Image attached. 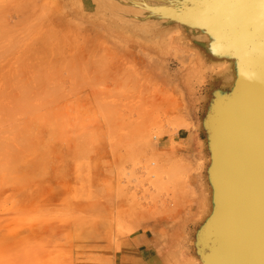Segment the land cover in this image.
Here are the masks:
<instances>
[{
    "label": "rangeland",
    "instance_id": "rangeland-1",
    "mask_svg": "<svg viewBox=\"0 0 264 264\" xmlns=\"http://www.w3.org/2000/svg\"><path fill=\"white\" fill-rule=\"evenodd\" d=\"M77 3L0 0V264H154L201 211L197 56Z\"/></svg>",
    "mask_w": 264,
    "mask_h": 264
},
{
    "label": "water",
    "instance_id": "water-1",
    "mask_svg": "<svg viewBox=\"0 0 264 264\" xmlns=\"http://www.w3.org/2000/svg\"><path fill=\"white\" fill-rule=\"evenodd\" d=\"M177 1H170L169 9H150L175 23L165 22L145 34L98 0H77L95 21L116 32L124 30L152 46L151 36H165L167 43L195 52L206 68L220 58L215 64L220 74L211 81L208 77L205 84L203 75V82L194 87L202 88L197 95L201 116L196 141L205 161L203 201L199 215L181 229L175 244L192 257L190 264H264V0ZM204 10L209 12L206 17L226 25L227 46L222 49L212 45L205 52L186 34V23H208L205 16L195 19V13ZM177 28L185 35L176 37ZM256 88H263L260 97ZM166 253L154 264H176L164 262Z\"/></svg>",
    "mask_w": 264,
    "mask_h": 264
},
{
    "label": "bare ground",
    "instance_id": "bare-ground-1",
    "mask_svg": "<svg viewBox=\"0 0 264 264\" xmlns=\"http://www.w3.org/2000/svg\"><path fill=\"white\" fill-rule=\"evenodd\" d=\"M170 1L172 0H98V4L101 5L103 8H105L106 10L108 11H113L115 13H118L119 16L123 19H127L129 20V23L132 22L133 23V27L134 28H137V30H140L141 32L145 33V34H149L148 32L152 30H155L156 28H160L161 25H163L165 22L168 23V22H172V23H175L173 21L175 20H169V16L165 15L164 13H159V11L157 12H150V9L153 8V10L157 9V10H164V8H166L164 5L167 6V8L169 9L168 5H170ZM179 1H182L184 2L185 4L188 2L186 0H179ZM177 1V3L179 2ZM193 1V0H192ZM197 2H200V0H196ZM73 3V2H72ZM66 4V3H65ZM78 4V3H77ZM150 6H153V7H150ZM149 8V9H148ZM82 9V8H81ZM206 11V10H204ZM204 11H201L199 12V14L195 13L196 17L195 19H199L201 20L200 18H203L204 16L206 17L207 15H209V12H204ZM204 12V13H203ZM86 14V13H85ZM206 14V15H205ZM208 18L206 20V25H204L205 23L202 22V21H196V22H189V23H186L187 26L185 27L186 28V34L188 35V37L190 36V38H195L197 42H199L200 44H202V47H203V51L207 52L209 51V48L213 45L214 47H218L220 49H222V46L225 44V46H227V38H226V35H227V32L228 30H225L224 29L226 28V25L225 24H222V22L218 21L217 19L215 18H212L211 20V17H206ZM205 18H203L204 20ZM95 20V19H94ZM211 21V22H210ZM179 22V21H178ZM180 23V22H179ZM96 24V23H94ZM101 25V24H100ZM103 26V25H102ZM180 26V24H179ZM182 26V25H181ZM105 28V26H103ZM183 27V26H182ZM107 29L111 30V32H115L113 31L112 29H110L109 27L106 26ZM183 28V29H185ZM181 28H177L176 30H174L175 32V36H184L185 35V32L181 29ZM117 30V29H116ZM108 31V30H107ZM118 33L120 34L119 36L124 38L126 41H130L132 43H138V44H141L143 46H147V47H150L151 49L153 50H159V51H165L170 47V43H167L166 42V38L164 39L163 37L165 36H151L153 37V43L156 45V46H152V45H149L147 44L148 42H143L144 40L141 41L138 40L136 37L135 38H131L132 35L128 34L127 32H125L124 30H117ZM224 33V34H223ZM130 35V36H129ZM120 37H119V40H120ZM134 37V36H133ZM158 37V38H156ZM156 38V39H154ZM185 38V37H184ZM125 41V43H126ZM147 41H150L152 42L151 40H147ZM117 42V41H116ZM119 44V43H118ZM176 44V43H175ZM137 45V44H136ZM139 46V45H138ZM177 46V45H176ZM175 46V47H176ZM15 47V46H14ZM174 47V46H172ZM179 48V47H178ZM182 48V47H181ZM8 49V48H7ZM134 49V48H133ZM150 50V49H149ZM152 50V51H153ZM189 50V49H187ZM42 51V50H41ZM45 51V50H44ZM151 51V50H150ZM173 51V50H172ZM190 52L194 53L193 51L189 50ZM189 51L187 53H189ZM138 52V51H137ZM184 52V51H183ZM204 52V55L207 56V54ZM155 53V52H154ZM161 53V52H160ZM169 53V52H168ZM174 53V52H173ZM165 54V53H164ZM171 54V53H170ZM185 54V53H184ZM49 56V54H47ZM162 55V54H161ZM193 55V54H191ZM196 55V54H195ZM167 56V55H166ZM197 56V55H196ZM161 57V56H159ZM164 57V56H163ZM194 57V55H193ZM192 57V58H193ZM209 57V56H207ZM45 58V57H44ZM48 58V57H47ZM55 59V58H54ZM195 59V58H194ZM193 59V62H195ZM218 60H211L213 62H210L211 63V66H209L208 68H206V66H203L202 64V60H200L198 57H197V62H196V65L191 68V70L187 73V75L184 77V81L187 82V85H189V87L193 88L195 87V83L198 82V83H202L203 82V75H204V84H205V79L207 80H213V77H216L217 75H219V71L217 72V68L215 67V64L216 61H219L220 58H216ZM99 61V60H98ZM103 61V60H102ZM102 63V62H101ZM56 64V63H55ZM96 64V63H95ZM94 64V66H95ZM99 64V62H98ZM189 64V63H188ZM220 64V63H219ZM193 65V64H192ZM187 66V65H186ZM215 67V69H214ZM97 69V68H96ZM208 69V70H207ZM185 70V69H183ZM189 70V69H188ZM80 71V70H79ZM208 71V72H206ZM182 72V71H181ZM180 72V73H181ZM206 72V73H205ZM35 76V75H34ZM72 76V75H71ZM82 76V75H81ZM73 77V76H72ZM77 77V76H76ZM181 78V77H180ZM79 79V78H78ZM81 79V78H80ZM207 80V81H208ZM77 81V80H76ZM98 83V82H97ZM182 83V82H181ZM71 84V83H70ZM183 87V86H182ZM185 87V86H184ZM188 87V88H189ZM24 87H22V90H23ZM27 88L29 89V87L27 86ZM60 88V87H59ZM186 89V88H185ZM189 90V89H188ZM195 90V89H194ZM260 90L262 91L263 88H256V92L259 93V97H260ZM32 91H30L31 93ZM197 93V92H196ZM27 94V92H26ZM22 95H23V92H22ZM20 97L21 94H20ZM32 98V97H31ZM195 98V97H194ZM17 99V98H16ZM23 101V99L21 100ZM196 101V100H195ZM26 105V103H25ZM34 105V104H33ZM47 106V105H46ZM30 107V106H29ZM33 108V106H31ZM201 107V106H200ZM198 120L200 119V116H201V109L198 108ZM13 118V117H12ZM89 119V118H87ZM13 121V120H12ZM87 121V120H86ZM1 123V122H0ZM72 123V122H71ZM16 124V123H15ZM202 125V123H201ZM72 126V125H71ZM203 127V126H202ZM70 131V130H69ZM67 132H68V129H67ZM70 133V132H69ZM30 135V133H29ZM19 137V136H18ZM196 137V136H195ZM194 137V138H195ZM195 140V139H194ZM24 141V140H22ZM207 141V140H205ZM197 142V141H196ZM21 143V142H20ZM25 144V142H24ZM24 144H21L22 146H26ZM196 144V143H195ZM200 152H202V155H203V149H202V145L200 144ZM27 147V146H26ZM3 149V148H2ZM4 150V149H3ZM17 151V150H16ZM200 157V156H199ZM204 159V157H203ZM202 160V159H201ZM200 162V161H199ZM203 164H205V161H202L201 165H202V168H203ZM183 169V168H182ZM201 169V168H200ZM204 169V178H205V168ZM198 170V169H197ZM207 172V170H206ZM202 174H203V171H202ZM207 176V175H206ZM207 180V178H206ZM202 181H203V178H202ZM206 183V181H205ZM203 186H204V183H203ZM207 186V185H206ZM198 188V187H197ZM204 190H205V187H204ZM199 195V194H198ZM201 196V195H200ZM200 198V197H199ZM203 198V197H202ZM201 199V198H200ZM207 199H209V192H208V195H207ZM201 204V203H200ZM199 204V205H200ZM204 204H205V200H204ZM202 206V205H201ZM208 201H207V205L205 206L206 210H208ZM200 209V207H199ZM205 210V209H204ZM205 210V211H206ZM200 213V212H199ZM198 213V214H199ZM197 214V215H198ZM196 215V216H197ZM195 216V217H196ZM179 235V234H178ZM171 236V235H170ZM176 236V235H175ZM168 238V237H167ZM166 239V238H165ZM179 239H180V236H179ZM169 240V239H168ZM163 242V241H162ZM164 243V242H163ZM165 245V244H164ZM165 247V246H164ZM164 251V250H163ZM166 256L164 257L165 261L164 262H167V263H176V264H190L193 262V259L192 257L188 258L187 255H185V253L181 250L178 249V247L176 246L175 244V240H174V237L171 239V242L168 246V248L166 249ZM196 260V259H195ZM194 260V261H195ZM198 261V260H196Z\"/></svg>",
    "mask_w": 264,
    "mask_h": 264
}]
</instances>
